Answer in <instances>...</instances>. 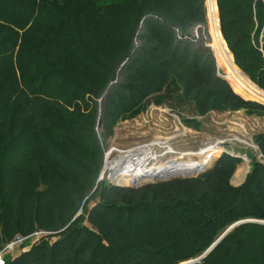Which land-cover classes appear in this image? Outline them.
<instances>
[{
  "label": "trees",
  "instance_id": "obj_1",
  "mask_svg": "<svg viewBox=\"0 0 264 264\" xmlns=\"http://www.w3.org/2000/svg\"><path fill=\"white\" fill-rule=\"evenodd\" d=\"M215 3L212 40L264 93V0ZM205 24L204 0H0V250L20 240L3 264H182L264 221V165L248 151L163 174L195 177L98 181L114 128L151 105L195 131L210 113L264 116L244 100L262 97L218 76ZM252 144L264 155V132ZM195 264H264V225L233 227Z\"/></svg>",
  "mask_w": 264,
  "mask_h": 264
},
{
  "label": "rangeland",
  "instance_id": "obj_2",
  "mask_svg": "<svg viewBox=\"0 0 264 264\" xmlns=\"http://www.w3.org/2000/svg\"><path fill=\"white\" fill-rule=\"evenodd\" d=\"M204 6L206 10L205 27L208 38H204V40L213 53L219 74L226 79L225 72L218 65L211 47L213 40L210 33L205 0ZM199 35L200 33H198V37ZM225 59H223L224 62ZM225 64L227 69L232 68V63L229 61L225 62ZM234 93L237 94L236 92ZM258 95L264 98V93L260 90ZM244 100L264 106L253 99ZM180 113L183 117L192 116L187 108H183ZM178 115V112H175L167 105H151L145 113L140 114L135 119L119 122L113 130L112 137L107 141L108 149L104 154L103 171H101L99 176L100 181L107 180L108 184L114 186L137 188L149 183L166 181L176 177H195L200 173L150 180L137 186L125 185L117 178H120V170L123 169V165L114 166L113 164L121 162L126 156L143 157V166L146 168L144 171L151 170L156 172V175H149L154 178L159 176L158 173L163 175L165 171L167 172L166 176H168L170 175V170L183 168L215 151L212 163L206 168L208 169L222 153H228L233 157L244 156L237 153L239 150L255 154L252 147V137L254 134L264 132V116L248 115L244 111L222 114L210 113L201 119L203 126L199 131L184 127ZM249 163V160L243 158L242 162L237 166L236 170L238 168L241 169V167H245L246 170L241 177H235V170L231 178L233 186L237 187L243 183L245 176L249 172ZM11 255L14 256L15 253H11Z\"/></svg>",
  "mask_w": 264,
  "mask_h": 264
},
{
  "label": "bare ground",
  "instance_id": "obj_3",
  "mask_svg": "<svg viewBox=\"0 0 264 264\" xmlns=\"http://www.w3.org/2000/svg\"><path fill=\"white\" fill-rule=\"evenodd\" d=\"M208 6H209V11L211 14V18L214 24H216V17H217V11H216V3L215 0H207ZM215 37L217 41L221 42V38L219 36L218 30L215 29ZM211 47L214 50L215 56L217 58V61L219 62V66L223 69L226 75V79H228L232 84H234L239 90L245 92L247 95H250L252 97H255L256 94L258 95L259 89L256 85H254L252 82H250L243 74H241L234 66L232 68H226L225 62L230 61V58L228 55H223L219 51L218 44L216 43L215 40H213V43ZM225 59V62L223 59ZM223 63V64H222ZM257 99V98H256ZM262 99H264L262 97ZM259 100V99H257ZM264 102V101H263ZM215 152V151H212ZM114 163V162H112ZM123 165V169H121V174L120 178L118 180L125 184V185H140L143 182H147L150 180H156V179H163V175L158 173L159 176H156L154 178H151L149 175H156V172H152L151 170L149 171H144L146 168L143 166V157L139 156H126L125 159H123L121 162H116L115 165ZM112 165V164H111ZM152 170H154L152 168ZM246 168L241 167L238 168L235 172V177H241L242 174L245 172ZM166 172V171H165ZM164 174V173H163Z\"/></svg>",
  "mask_w": 264,
  "mask_h": 264
},
{
  "label": "built area",
  "instance_id": "obj_4",
  "mask_svg": "<svg viewBox=\"0 0 264 264\" xmlns=\"http://www.w3.org/2000/svg\"><path fill=\"white\" fill-rule=\"evenodd\" d=\"M194 35L196 38H198V27L195 28V31H194ZM218 68V67H217ZM218 76L225 79L222 75L219 74V70H218ZM226 80V79H225ZM253 145V144H252ZM253 147V150L255 152V159L262 165H264V155H262L256 146H252ZM102 171H103V167H102ZM20 242V240H15V241H12L10 242L9 244H7L4 248H2L0 250V264H3V254L7 251V250H11L13 248V246Z\"/></svg>",
  "mask_w": 264,
  "mask_h": 264
},
{
  "label": "water",
  "instance_id": "obj_5",
  "mask_svg": "<svg viewBox=\"0 0 264 264\" xmlns=\"http://www.w3.org/2000/svg\"><path fill=\"white\" fill-rule=\"evenodd\" d=\"M218 28H219V32H220V25H219V18H218ZM221 34V33H220ZM233 59V57H232ZM101 124V116L99 115L98 116V121H97V126H99ZM205 171V170H203ZM202 171V172H203ZM184 176H187V175H184ZM98 181H100V179H98ZM135 186V185H133ZM247 222H253V223H258V224H263L264 225V221H254V220H246V221H240L234 225H232L229 229L226 230V232L201 256L199 257L198 259L196 260H192V261H188V262H185V263H182V264H195L197 263L200 259H202L204 256H206V254H208L212 248L218 243V241L230 230L232 229L233 227L239 225V224H242V223H247Z\"/></svg>",
  "mask_w": 264,
  "mask_h": 264
},
{
  "label": "crops",
  "instance_id": "obj_6",
  "mask_svg": "<svg viewBox=\"0 0 264 264\" xmlns=\"http://www.w3.org/2000/svg\"><path fill=\"white\" fill-rule=\"evenodd\" d=\"M219 36H220V38H221V35L219 34ZM221 40H222V38H221ZM222 42V41H221Z\"/></svg>",
  "mask_w": 264,
  "mask_h": 264
}]
</instances>
